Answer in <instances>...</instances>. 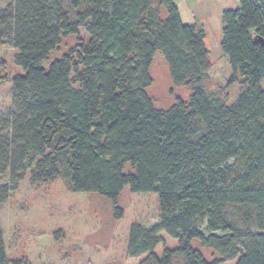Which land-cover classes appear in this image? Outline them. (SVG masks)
Segmentation results:
<instances>
[{"label":"trees","instance_id":"obj_1","mask_svg":"<svg viewBox=\"0 0 264 264\" xmlns=\"http://www.w3.org/2000/svg\"><path fill=\"white\" fill-rule=\"evenodd\" d=\"M4 1L0 45L16 49L22 73L10 80L13 108L0 113V176H8L0 204L26 172L31 184L61 178L72 191L102 196L117 220L125 187L155 192L158 222L129 228L127 255L145 254L139 264H264V45L253 43L264 40V0H238L221 13L226 86H241L231 104L205 89L203 30L183 24L172 0ZM82 27L88 41L44 66ZM157 51L173 83L191 89L166 110L146 93ZM160 232L178 246L158 257ZM193 240L219 259L208 262Z\"/></svg>","mask_w":264,"mask_h":264},{"label":"rangeland","instance_id":"obj_2","mask_svg":"<svg viewBox=\"0 0 264 264\" xmlns=\"http://www.w3.org/2000/svg\"><path fill=\"white\" fill-rule=\"evenodd\" d=\"M180 13L183 24L196 25L203 30L208 50L209 79L204 84L207 91L218 93L225 103L235 101L241 86L239 83L226 86L231 69L221 51L222 20L224 10L238 8V0H172ZM6 1L0 0V10ZM89 35L84 27L75 35L61 38L44 66L60 58L80 44H85ZM16 49L0 45V113L6 116L12 105L11 77L22 73L14 62ZM151 84L146 89L156 109L166 110L180 98L187 101L191 89L188 85L173 83L168 64L157 51L149 68ZM3 120V119H1ZM6 127L0 121V133ZM8 185V176H0V186ZM123 210L120 219H114L112 204L100 195L75 192L68 189L59 178L48 183L31 184L26 172L17 188L0 204V226L3 232L7 264H139V257L127 255L130 226L137 222L149 227L158 222V195L155 192H131L125 187L118 198ZM236 210H228V219L235 220ZM163 238L154 253L160 257L164 248L178 246L176 238L160 232ZM208 261L219 259L212 249L202 247L196 240L191 242ZM236 260L222 264H235Z\"/></svg>","mask_w":264,"mask_h":264},{"label":"water","instance_id":"obj_3","mask_svg":"<svg viewBox=\"0 0 264 264\" xmlns=\"http://www.w3.org/2000/svg\"><path fill=\"white\" fill-rule=\"evenodd\" d=\"M253 43H259V44H261V45H264V40L261 38V37H259V36H254L253 37ZM214 234V233H213Z\"/></svg>","mask_w":264,"mask_h":264},{"label":"crops","instance_id":"obj_4","mask_svg":"<svg viewBox=\"0 0 264 264\" xmlns=\"http://www.w3.org/2000/svg\"><path fill=\"white\" fill-rule=\"evenodd\" d=\"M178 10V9H177ZM179 13V12H178ZM179 16H180V13H179ZM181 19V18H180Z\"/></svg>","mask_w":264,"mask_h":264}]
</instances>
